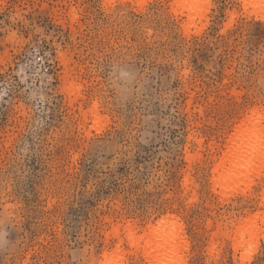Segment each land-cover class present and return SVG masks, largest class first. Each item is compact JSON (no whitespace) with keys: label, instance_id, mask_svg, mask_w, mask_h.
Segmentation results:
<instances>
[{"label":"rangeland","instance_id":"374dc122","mask_svg":"<svg viewBox=\"0 0 264 264\" xmlns=\"http://www.w3.org/2000/svg\"><path fill=\"white\" fill-rule=\"evenodd\" d=\"M245 1L0 0V264H264Z\"/></svg>","mask_w":264,"mask_h":264},{"label":"bare ground","instance_id":"6f19581e","mask_svg":"<svg viewBox=\"0 0 264 264\" xmlns=\"http://www.w3.org/2000/svg\"><path fill=\"white\" fill-rule=\"evenodd\" d=\"M258 6L261 7L264 5V0H246L245 1V6ZM250 157L249 156H245L243 154L240 155H235L229 162V168L227 170V172L229 173H234L238 168H242V164L246 161H248ZM164 220V219H162ZM152 228V226L150 227V229ZM166 238H173V237H166ZM165 244H161L160 246H162L163 248H165V250L167 251L166 254H162V255H156V251L153 252H147V258L150 264H165L164 262L162 263L161 258L163 259H167L166 257L170 256L171 253L174 252V250L172 249V245H171V240L165 239L164 240ZM159 246V247H160ZM158 249V248H157ZM156 249V250H157ZM171 257V256H170ZM251 257H249L246 261H249ZM244 263V262H243Z\"/></svg>","mask_w":264,"mask_h":264},{"label":"built area","instance_id":"2783aa9c","mask_svg":"<svg viewBox=\"0 0 264 264\" xmlns=\"http://www.w3.org/2000/svg\"><path fill=\"white\" fill-rule=\"evenodd\" d=\"M36 60H37V62H42V58H41V57H37ZM42 71H43L44 73H47V72H48V68L43 67Z\"/></svg>","mask_w":264,"mask_h":264}]
</instances>
